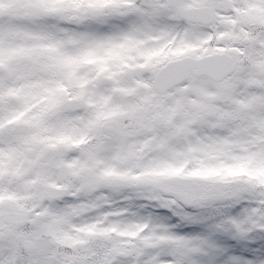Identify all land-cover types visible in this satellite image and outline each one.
<instances>
[{
	"label": "snow or ice",
	"instance_id": "snow-or-ice-1",
	"mask_svg": "<svg viewBox=\"0 0 264 264\" xmlns=\"http://www.w3.org/2000/svg\"><path fill=\"white\" fill-rule=\"evenodd\" d=\"M0 264H264V0H0Z\"/></svg>",
	"mask_w": 264,
	"mask_h": 264
}]
</instances>
